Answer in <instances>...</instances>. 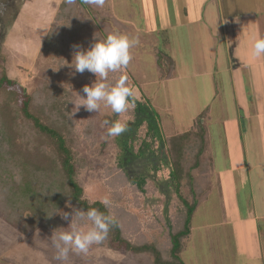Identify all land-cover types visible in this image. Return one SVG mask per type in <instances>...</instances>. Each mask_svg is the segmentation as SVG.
Here are the masks:
<instances>
[{"label":"rangeland","instance_id":"rangeland-1","mask_svg":"<svg viewBox=\"0 0 264 264\" xmlns=\"http://www.w3.org/2000/svg\"><path fill=\"white\" fill-rule=\"evenodd\" d=\"M60 1L0 0V65L8 77L18 78L28 93L36 90L34 81L42 71L53 75L54 86L59 87L57 97L68 103V111L58 115L57 121L67 131L78 157L76 171L83 197L89 203L107 197L112 215L118 218L128 214L131 226L138 222L146 239L166 246L169 225L175 229L182 218L181 202L169 183L167 139L197 129L200 123L209 135L206 152L214 168L193 173L197 191L210 194L193 214L181 259L184 264H264V100H254L252 105L247 101L255 92L264 94V68L253 67L257 73L252 74V67H239L231 41H226L220 29H215L213 38L193 36L201 34L200 23L195 19L188 26L179 23L181 0H105L104 7L99 8L105 12L101 33L107 37L112 25L115 28L120 21L127 28H115L114 33L139 37L140 43L131 49L133 59L128 67L109 73L106 81L112 86L126 76L127 86L134 91V103L121 114L105 105L98 112L86 111L83 106L77 109L76 105L83 102V87L91 86L96 76L69 67L73 54H64V50L57 55L46 54L42 50ZM187 1L195 3L189 9L195 17L205 10L209 15L215 12L216 0ZM80 12L73 27L66 25L68 34H73L75 51V46L80 50L90 48L93 39L86 35L96 25L95 13H89L86 7ZM187 32L192 34L190 41H186ZM180 34L185 38L179 43ZM251 50L244 52L245 64ZM167 67L169 78L163 75ZM248 80L262 84L261 89L249 91L238 86L242 81L247 85ZM137 102L147 106L160 139L140 157L118 144L120 138L132 132L110 137L104 123L110 120L130 124ZM146 131L143 123L134 132V151ZM145 139L149 142L150 137ZM141 179L142 188H138L136 183ZM180 190L189 198V187L184 182ZM74 208L68 203L63 205L52 215L53 228H39L28 234L0 216V264H151L149 256L138 259L106 242L91 246L87 254L70 252L66 261L55 259L51 236L55 230H70L66 228L71 216L65 221L61 213H72ZM90 227L89 221L78 222L81 231Z\"/></svg>","mask_w":264,"mask_h":264},{"label":"trees","instance_id":"trees-1","mask_svg":"<svg viewBox=\"0 0 264 264\" xmlns=\"http://www.w3.org/2000/svg\"><path fill=\"white\" fill-rule=\"evenodd\" d=\"M84 7L96 16L93 18L96 25L89 29V35H86L93 39L90 42L91 46L96 41L106 39L104 33H101L105 12L93 6L88 8L82 0H76V3L71 5L67 4L66 0H61L43 39V52L57 55L60 50H64V54H73L72 58L74 57L75 41L73 34H68L66 25L73 27ZM109 21L106 22L110 24ZM114 25L116 30L125 26L120 21ZM115 28L112 25L108 33H114L112 30ZM163 70V75L168 77L170 67ZM19 72L16 73L17 76ZM17 79L8 77L4 66L0 65V216L2 219L22 233L28 234L39 228H53L52 215L69 202L76 209L83 211L96 208L106 215L113 216L117 221V225L111 228L108 238L104 241L109 247L118 246L138 259L149 256L152 258L151 264H184L180 254L191 233L190 224L193 214L210 194V191L202 192L201 189L197 191L198 181L193 177L195 170L211 171V167L214 168L213 160L206 152L207 146L209 147L207 130L199 123L197 129L191 128L174 134L169 137L170 140L167 139L171 165L169 183L181 202L182 218L177 220L175 229H171L169 225L167 245L162 247L159 243L146 239L141 233L138 222L131 226L126 219L128 214L116 218L100 201L89 203L83 197V189L77 179L78 157L70 146L71 139L67 131L61 126V121H57L58 115L66 114L68 111V103L57 97L56 92L59 91V87L54 86L53 75L42 71L35 78L36 90L31 93H28ZM147 111L145 104L137 102L134 105V120L128 124L126 132L134 134L143 123H146L145 135L150 137L149 142L144 137L134 151L133 134L118 141L121 149L139 157L144 150L152 149L156 140L160 141L157 137V129L153 126L150 113ZM144 113L147 116L144 117ZM143 181L144 179L135 182L138 188H142ZM183 182L189 187V198L180 193Z\"/></svg>","mask_w":264,"mask_h":264},{"label":"clouds","instance_id":"clouds-1","mask_svg":"<svg viewBox=\"0 0 264 264\" xmlns=\"http://www.w3.org/2000/svg\"><path fill=\"white\" fill-rule=\"evenodd\" d=\"M84 4L96 8H103L105 0H82ZM67 4H75L76 0H66ZM140 43L139 37H129L126 34L112 33L107 35L103 41H96L89 49L77 50L74 53L73 61L69 67L75 72L84 73L88 71L96 76V80L91 86L85 85L82 89L84 96L82 103L76 105L77 109L83 106L86 111L98 112L102 105L109 106L113 113L121 114L126 112L134 103V91L127 86V77L121 76L112 86L106 81L109 73H115L127 68L133 59L131 49ZM264 55V38L255 39L251 56L258 58ZM108 126V136L118 137L128 131V124L120 121L105 120ZM105 207L111 206V201L107 197L101 200ZM68 207H72L70 202ZM62 219L68 221L70 216V226L66 229L53 232L51 239L56 249L55 259L66 261L70 252L77 254H87L93 245L102 244L107 238L112 227L117 225L116 219L111 215H106L96 208L87 211L73 209L72 213H61ZM91 222V227L87 231L78 228L79 221ZM65 229V228H62Z\"/></svg>","mask_w":264,"mask_h":264},{"label":"crops","instance_id":"crops-1","mask_svg":"<svg viewBox=\"0 0 264 264\" xmlns=\"http://www.w3.org/2000/svg\"><path fill=\"white\" fill-rule=\"evenodd\" d=\"M181 1L182 6L180 8L179 16L181 20L179 23L182 26H188L189 23H194L195 20L198 21L196 23H200L201 34L199 33L193 36L199 37L198 39H205L207 37L213 38V35L216 32L215 29H220L221 35H225L226 41H231L234 56L239 58V61H237L239 67H252V74L257 73L256 70H253V67L264 68V55L261 56L260 60H256L252 56L250 58L249 54V60L246 64L243 60L245 50H248L249 53V49L253 46L252 44L255 39L264 38V0H216V5L213 6L215 12H211V15H209L208 10H205L204 14L198 16L199 14L197 13L196 17L195 15H192V11L189 10L194 7L191 4L195 3H192L191 1L188 2L187 0ZM176 4L179 5V2ZM184 34L187 35L186 41L193 39V37L189 39L190 35H192L190 32ZM183 38L185 37L180 34L178 37L179 43ZM179 43L178 45H180ZM210 46L212 47V45ZM227 46L230 47V44H227ZM220 52L223 55V51ZM171 61L176 64L173 60ZM254 77L255 76L253 75V78ZM243 84L242 81V85L238 86H242L244 90L246 87L249 91H258L261 89L258 88L262 86V84L259 85L258 82L249 83V80L247 81V85ZM254 100H264V94L255 92V94H252L250 98L247 99L248 104L252 105Z\"/></svg>","mask_w":264,"mask_h":264}]
</instances>
